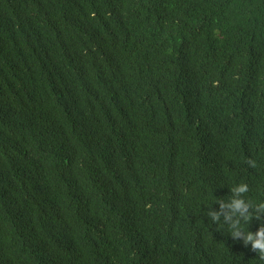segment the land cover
Here are the masks:
<instances>
[{
    "label": "trees",
    "instance_id": "obj_1",
    "mask_svg": "<svg viewBox=\"0 0 264 264\" xmlns=\"http://www.w3.org/2000/svg\"><path fill=\"white\" fill-rule=\"evenodd\" d=\"M241 183L264 0H0V264H264L207 215Z\"/></svg>",
    "mask_w": 264,
    "mask_h": 264
},
{
    "label": "clouds",
    "instance_id": "obj_2",
    "mask_svg": "<svg viewBox=\"0 0 264 264\" xmlns=\"http://www.w3.org/2000/svg\"><path fill=\"white\" fill-rule=\"evenodd\" d=\"M255 167V161H251ZM249 187L246 183H241L232 188L233 196L230 197V202L217 200L220 204V212L210 211L208 216L214 222H219L223 215L224 221L229 228V234L235 240H242L245 247L251 245V250L258 253L259 259L264 260V224H261L258 231L252 232L245 230L243 225H249L253 219H264L259 213L264 212V202L253 206L241 198V194H246Z\"/></svg>",
    "mask_w": 264,
    "mask_h": 264
}]
</instances>
